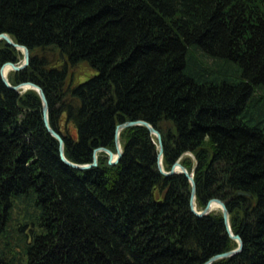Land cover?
<instances>
[{
    "label": "trees",
    "instance_id": "16d2710c",
    "mask_svg": "<svg viewBox=\"0 0 264 264\" xmlns=\"http://www.w3.org/2000/svg\"><path fill=\"white\" fill-rule=\"evenodd\" d=\"M0 31L28 46L8 79L43 87L69 159L148 120L164 168L193 170L196 207L220 197L242 237L210 264H264V0H0ZM21 57L0 38V66ZM41 109L0 76V264H200L237 244L220 207L195 214L188 177L158 169L146 125L120 130L117 162L77 168Z\"/></svg>",
    "mask_w": 264,
    "mask_h": 264
},
{
    "label": "water",
    "instance_id": "95a60500",
    "mask_svg": "<svg viewBox=\"0 0 264 264\" xmlns=\"http://www.w3.org/2000/svg\"><path fill=\"white\" fill-rule=\"evenodd\" d=\"M0 38H4L8 43L11 45L19 48L22 50L23 57L19 63H16L14 61L8 60L5 61L1 64L0 66V76L4 83L16 90H21L25 89L28 87H32L36 89L38 92L40 98H41V105H42V117L44 124L47 128V130L57 138L58 140V145H59V153L61 159L66 162L69 165H72L77 168H87L89 166H93L97 164V151L98 150H103L107 153V160L109 163H115L120 159V156L122 154V146L120 143L119 139V132L122 128L128 126V125H133V124H144L148 128L149 132L154 135L157 139V146H158V151H157V166L158 169L164 173V174H170L176 171L183 172L189 179L191 188H190V194H189V204L191 210L197 214V215H204L208 213L212 208L215 206H219L222 211V216L224 220V225L227 233L234 238L237 241V244L229 249L219 251L216 253H213L210 255L208 258H206L203 262L200 264H210L213 260L220 258V257H225V256H231L237 252H239L242 249L243 246V240L242 237L240 236L239 233L234 232L231 229L230 222H229V210L228 207L223 199L217 196L210 197L206 204L202 208H197L195 204V192H196V182L193 176V170H189L181 161L179 158L175 159L174 162L172 163L171 167L169 169H165L163 164H162V152H163V141H162V135L160 130L155 127L151 122H149L146 119L143 118H134V119H125L121 122H118L115 126V136H114V141H115V147L116 150L113 151L111 148L107 146H97L93 149V156L92 160L88 162H76L71 159H69L65 153H64V139L63 136L59 131H57L49 121V108H48V99L46 96V93L43 89V87L36 83L35 81L32 80H22L17 83H11L8 79L7 76V71L9 68L12 69H20L23 68L24 66L27 65L29 61V48L26 44L15 41L11 35L6 32V31H0ZM59 53L61 56H63L61 50H59Z\"/></svg>",
    "mask_w": 264,
    "mask_h": 264
},
{
    "label": "rangeland",
    "instance_id": "374dc122",
    "mask_svg": "<svg viewBox=\"0 0 264 264\" xmlns=\"http://www.w3.org/2000/svg\"><path fill=\"white\" fill-rule=\"evenodd\" d=\"M21 52H22V50H21ZM22 57H23V53H22ZM22 57H21V59H22ZM21 59H20V61H21ZM83 67H84V65H80L77 69H76V71H77V73L81 70V69H83ZM81 68V69H80ZM10 69H12V68H9L8 69V71L10 70ZM8 71H7V73H8ZM219 206H215L214 208H218ZM213 209V208H212ZM221 209V208H220Z\"/></svg>",
    "mask_w": 264,
    "mask_h": 264
},
{
    "label": "bare ground",
    "instance_id": "6f19581e",
    "mask_svg": "<svg viewBox=\"0 0 264 264\" xmlns=\"http://www.w3.org/2000/svg\"><path fill=\"white\" fill-rule=\"evenodd\" d=\"M196 204V203H195Z\"/></svg>",
    "mask_w": 264,
    "mask_h": 264
}]
</instances>
